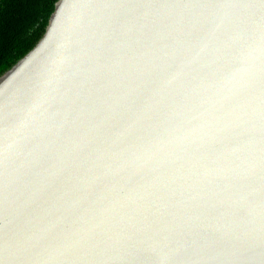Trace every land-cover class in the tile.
I'll list each match as a JSON object with an SVG mask.
<instances>
[{
	"label": "water",
	"instance_id": "1",
	"mask_svg": "<svg viewBox=\"0 0 264 264\" xmlns=\"http://www.w3.org/2000/svg\"><path fill=\"white\" fill-rule=\"evenodd\" d=\"M0 264H264V0H58L0 75Z\"/></svg>",
	"mask_w": 264,
	"mask_h": 264
},
{
	"label": "trees",
	"instance_id": "2",
	"mask_svg": "<svg viewBox=\"0 0 264 264\" xmlns=\"http://www.w3.org/2000/svg\"><path fill=\"white\" fill-rule=\"evenodd\" d=\"M58 0H0V75L42 38Z\"/></svg>",
	"mask_w": 264,
	"mask_h": 264
}]
</instances>
